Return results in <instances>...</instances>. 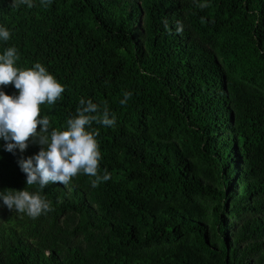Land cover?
Returning a JSON list of instances; mask_svg holds the SVG:
<instances>
[{
    "label": "trees",
    "instance_id": "1",
    "mask_svg": "<svg viewBox=\"0 0 264 264\" xmlns=\"http://www.w3.org/2000/svg\"><path fill=\"white\" fill-rule=\"evenodd\" d=\"M32 5L0 0V54L15 47L16 67L40 63L64 85L41 105L52 129L80 99L107 105L115 125L88 130L111 178L28 186L19 161L41 146L10 153L0 139V192L53 209L32 218L0 200V264H264V0Z\"/></svg>",
    "mask_w": 264,
    "mask_h": 264
},
{
    "label": "clouds",
    "instance_id": "2",
    "mask_svg": "<svg viewBox=\"0 0 264 264\" xmlns=\"http://www.w3.org/2000/svg\"><path fill=\"white\" fill-rule=\"evenodd\" d=\"M42 3L46 5L50 0H42ZM14 4L33 6L32 0H14ZM165 27H168L167 21ZM176 32H183L179 22ZM10 35V30L0 27V39L8 41ZM18 58L15 47L0 54V86L13 85L19 93L8 95L0 91V139L5 141V150L10 153L16 149L25 151L29 141L41 146L36 155L19 161L27 185L37 184L43 190L58 182L67 187L80 174L94 178L92 187L108 181L111 177L107 170L102 175L99 172L102 159L97 140L99 131L88 130L93 122L106 127L115 125V117L110 118L107 105L101 112L96 103L80 99L77 115L67 120V129H52L49 117L41 116V105H54L65 87L40 63L28 69L16 67ZM131 95L125 92L120 104L125 105ZM0 200L9 210L26 213L32 218L53 210L50 201L26 189L0 192Z\"/></svg>",
    "mask_w": 264,
    "mask_h": 264
}]
</instances>
